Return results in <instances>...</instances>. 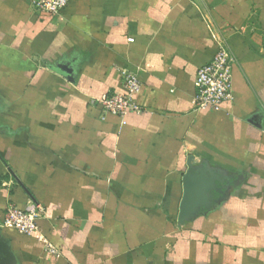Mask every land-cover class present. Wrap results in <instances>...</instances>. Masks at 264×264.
Here are the masks:
<instances>
[{"label": "crops", "instance_id": "crops-1", "mask_svg": "<svg viewBox=\"0 0 264 264\" xmlns=\"http://www.w3.org/2000/svg\"><path fill=\"white\" fill-rule=\"evenodd\" d=\"M220 44L234 99L197 110ZM125 70L144 110L121 126L90 100ZM203 169L229 183L182 222ZM31 201L41 239L1 227ZM0 227V264H264V0H73L54 17L0 0Z\"/></svg>", "mask_w": 264, "mask_h": 264}, {"label": "built area", "instance_id": "built-area-1", "mask_svg": "<svg viewBox=\"0 0 264 264\" xmlns=\"http://www.w3.org/2000/svg\"><path fill=\"white\" fill-rule=\"evenodd\" d=\"M31 8L45 16H58L73 0H27ZM133 42V39H129ZM234 59L224 44L214 59L201 67L197 73L195 85L197 93L194 104L197 110L219 112L226 103L232 102ZM142 83L138 74L122 71V90L90 100L92 106L98 107L103 119L114 116L121 126L127 124L129 116L141 114L144 110L139 102ZM42 205L29 202L24 209L10 205L2 223L3 228H11L26 236H38L41 239L39 221L44 217ZM46 243V241H45ZM53 252L55 249L47 245Z\"/></svg>", "mask_w": 264, "mask_h": 264}, {"label": "water", "instance_id": "water-1", "mask_svg": "<svg viewBox=\"0 0 264 264\" xmlns=\"http://www.w3.org/2000/svg\"><path fill=\"white\" fill-rule=\"evenodd\" d=\"M218 183L223 184V187L218 188ZM228 183L227 177L217 171L212 172L203 169L194 172L190 170L184 179L185 195L181 204L180 220L184 222L191 219L197 214L201 206H208L211 197L210 192L215 191L223 194V189ZM3 248H5V244L0 240V252Z\"/></svg>", "mask_w": 264, "mask_h": 264}]
</instances>
